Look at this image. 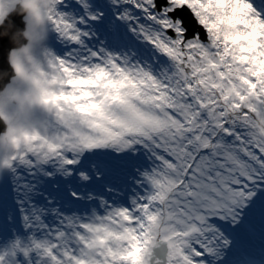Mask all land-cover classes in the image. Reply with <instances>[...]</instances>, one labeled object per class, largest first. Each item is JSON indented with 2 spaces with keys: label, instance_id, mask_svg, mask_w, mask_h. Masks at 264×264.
<instances>
[{
  "label": "snow or ice",
  "instance_id": "6c2138e0",
  "mask_svg": "<svg viewBox=\"0 0 264 264\" xmlns=\"http://www.w3.org/2000/svg\"><path fill=\"white\" fill-rule=\"evenodd\" d=\"M0 264H264V0H0Z\"/></svg>",
  "mask_w": 264,
  "mask_h": 264
}]
</instances>
